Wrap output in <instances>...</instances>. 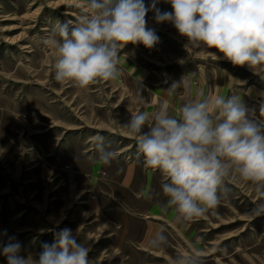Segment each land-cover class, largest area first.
<instances>
[{
  "label": "rangeland",
  "instance_id": "1",
  "mask_svg": "<svg viewBox=\"0 0 264 264\" xmlns=\"http://www.w3.org/2000/svg\"><path fill=\"white\" fill-rule=\"evenodd\" d=\"M81 5L82 0H0V232L14 235L21 255L34 258L43 243L54 242V231L67 227L91 249L94 264H121L122 258L123 264H172L178 254H197L204 264H264V216L247 215L256 201L251 185L231 181L232 191L216 209L177 223L173 210L162 207L163 176L145 169L123 126L132 112L146 111V79L138 64L152 73L150 85L202 65L228 69L244 86L264 89V71L233 65L215 49L187 51V39L172 24H157L149 12L147 27L155 29L159 43L152 49L127 44L119 54L117 81L86 89L59 83L54 49L42 41L54 38L58 20L79 17ZM157 7L173 11L166 0ZM97 135L117 152L109 166L97 161ZM162 227L167 243L149 248ZM0 264H7L2 255Z\"/></svg>",
  "mask_w": 264,
  "mask_h": 264
},
{
  "label": "clouds",
  "instance_id": "2",
  "mask_svg": "<svg viewBox=\"0 0 264 264\" xmlns=\"http://www.w3.org/2000/svg\"><path fill=\"white\" fill-rule=\"evenodd\" d=\"M173 11H161L160 0H82L83 12L75 20L57 21L54 38L43 44L54 49V79L86 89L117 81L122 74L119 54L131 43L152 49L159 43L155 29L147 27L153 13L157 24L170 23L187 39L184 48L215 49L233 65L264 71V0H166ZM221 58V57H220ZM184 86L173 81L165 90L176 96ZM139 83L136 95H141ZM172 114L167 99L155 110L132 112L123 125L136 142L137 157L145 169L158 170L166 202L177 223L204 218L232 191L233 180L251 185L256 196L247 215L264 216V103L251 107L240 95H206L182 103ZM97 161L109 166L117 152L105 138H95ZM59 222H57V227ZM165 229L148 240L149 248L167 243ZM6 237V240L4 239ZM91 249L77 242L72 229L54 231V242L43 243L38 258L21 255L17 238L0 232V255L7 264H94ZM123 264V258L121 261ZM172 264H204L197 254H178Z\"/></svg>",
  "mask_w": 264,
  "mask_h": 264
},
{
  "label": "crops",
  "instance_id": "3",
  "mask_svg": "<svg viewBox=\"0 0 264 264\" xmlns=\"http://www.w3.org/2000/svg\"><path fill=\"white\" fill-rule=\"evenodd\" d=\"M138 64L140 78L145 77L146 81V111L151 113L155 107L162 101L167 99L172 106V113H176V109L189 99H194L197 90H202L206 95H225L232 94L240 95L251 107L258 109L259 105L264 103V89L259 86L250 85L244 86L242 77L234 74L228 69L208 68L199 66L192 71L181 72L175 76L161 77L158 83H148L149 69ZM184 78V83L187 85L181 87L178 94L173 97H168L166 89L173 81H181ZM177 114V113H176ZM259 114V113H257ZM258 116V115H257ZM259 118V116H258Z\"/></svg>",
  "mask_w": 264,
  "mask_h": 264
},
{
  "label": "bare ground",
  "instance_id": "4",
  "mask_svg": "<svg viewBox=\"0 0 264 264\" xmlns=\"http://www.w3.org/2000/svg\"><path fill=\"white\" fill-rule=\"evenodd\" d=\"M45 28V27H44Z\"/></svg>",
  "mask_w": 264,
  "mask_h": 264
}]
</instances>
